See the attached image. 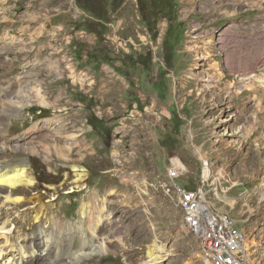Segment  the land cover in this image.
<instances>
[{
  "label": "rangeland",
  "instance_id": "1",
  "mask_svg": "<svg viewBox=\"0 0 264 264\" xmlns=\"http://www.w3.org/2000/svg\"><path fill=\"white\" fill-rule=\"evenodd\" d=\"M5 2L0 89L20 96L11 84L21 80L34 99L0 98L24 104L0 119V134L24 139L28 152L12 143L0 157H26L34 183L25 197L43 194L64 221L78 223L82 201L96 194L125 228L116 247L78 264H150L153 241L161 250L151 264H210L163 189L172 188L171 165L183 188L204 185L242 230L253 263L264 264V0ZM242 65L259 78L250 90L235 73ZM71 164L86 170L82 187L71 183ZM13 207L0 211V247Z\"/></svg>",
  "mask_w": 264,
  "mask_h": 264
},
{
  "label": "bare ground",
  "instance_id": "2",
  "mask_svg": "<svg viewBox=\"0 0 264 264\" xmlns=\"http://www.w3.org/2000/svg\"><path fill=\"white\" fill-rule=\"evenodd\" d=\"M6 2L5 0H0V5H5ZM27 16L29 19L35 18L26 14V17ZM46 27L47 25L45 28ZM28 28L29 26L26 25L24 29L27 30ZM35 42H33V44ZM5 45L0 48V51L6 52L7 47H5ZM0 64L6 65L7 62L0 57ZM10 64L11 66L14 65L13 62H10ZM261 65H264V63L260 64V66ZM254 66H256L255 62H253L252 69L255 68ZM244 67L245 65H242L238 71H235V73L236 75H243L244 80L247 82V90H250L252 80H259V78H257V75L252 69H243ZM37 68H39V65ZM261 80L264 82V77H262ZM23 83L24 81L18 80V83L15 86L11 84L12 87H17L19 89L17 92L21 93L20 96L16 95L15 90L13 93L11 91H3L0 89V98L3 100L10 96H16L21 101L34 99V97L29 95L27 91L25 92V90H22L24 87ZM18 105V107H15L0 102V119H7L13 114L22 113L25 106L24 104ZM35 126L36 125L32 128H35ZM54 133H58L57 129H54ZM1 134L0 149H6L9 144L13 143L16 145L17 152L22 154L28 153L26 148L23 147V144L27 143L24 139L17 137L13 141L4 140L1 137ZM69 150L70 148L67 150L68 155H70ZM52 154L56 156L60 155L56 149L55 153H49L47 154V157L52 156ZM52 163L53 162H51V164ZM175 163L178 164L176 161ZM30 165V161L23 156H19L16 159H11L6 156L3 158L0 157V211L4 210L6 205H14L11 212L8 214L10 218L13 217L9 225H14V230L4 238V245L8 244V246L5 248L3 246L0 247V264H78L84 258L90 257L94 253H107L113 247H116L117 244L121 243L124 239L123 235L125 233V228L121 225V220H119L117 215L113 214L112 210L108 208L106 199L98 198V195L96 194L89 196L87 201H82L79 210L81 219L75 224L64 221L53 211V205L49 208L48 204L45 202V196L43 194L37 192L31 197L26 198L25 195L29 194V191H26L23 188L32 186L34 183ZM70 168L74 172L75 177L71 183H75L82 187L80 184L84 181L85 176L87 175L85 168L79 164H71ZM203 173L205 178L210 174L207 169H204ZM65 179V181L69 180L68 175ZM225 199L227 198L221 197L219 200L224 201ZM117 200L124 202V200L120 198ZM30 205L32 206L30 207ZM20 208L26 212L23 217H19V215L16 216L18 209ZM208 210H210V216L214 221H221L222 217H226V225H230L232 228H237L239 230V242L244 245L245 235L242 230L236 226L229 213L218 207L216 208L215 204H212L211 202H208ZM5 214H7L6 211L0 213V220L1 215ZM4 228L5 227L3 226L0 227V231ZM183 228L184 231H186L184 223ZM191 230L192 232L197 233L191 234L195 236L201 249L204 251L206 257L204 260L210 262V264H216L214 261L207 260V252L203 247L204 242H207L208 239H214V228H208V225L204 223V217L195 216L194 220L191 221ZM109 235L111 237L113 236L114 239L111 240ZM101 236L105 237L104 241H101ZM75 237H78L76 246L73 245V239ZM156 246V241H153L148 247L147 255L151 263H154L153 257L155 252L161 250V248H157ZM247 251L248 248L245 245L242 251L243 263L254 264Z\"/></svg>",
  "mask_w": 264,
  "mask_h": 264
},
{
  "label": "built area",
  "instance_id": "3",
  "mask_svg": "<svg viewBox=\"0 0 264 264\" xmlns=\"http://www.w3.org/2000/svg\"><path fill=\"white\" fill-rule=\"evenodd\" d=\"M182 174V169L177 165H171L167 171L172 181V188H165L166 193H173L179 201V208L184 213V227L189 233L197 234L191 230V221L195 216L204 217V223L208 228H214V239H208L203 247L207 252V260L216 264H244L242 251L244 245L239 242V230L226 225V217L221 221H214L208 210L209 198L204 185L193 189H185L177 181ZM204 184V183H203Z\"/></svg>",
  "mask_w": 264,
  "mask_h": 264
},
{
  "label": "trees",
  "instance_id": "4",
  "mask_svg": "<svg viewBox=\"0 0 264 264\" xmlns=\"http://www.w3.org/2000/svg\"><path fill=\"white\" fill-rule=\"evenodd\" d=\"M99 35H102V31L101 32H99ZM37 112L39 111V112H42V110H36Z\"/></svg>",
  "mask_w": 264,
  "mask_h": 264
}]
</instances>
